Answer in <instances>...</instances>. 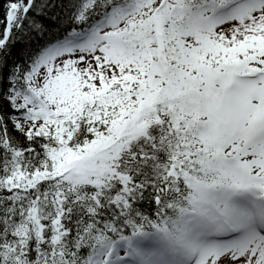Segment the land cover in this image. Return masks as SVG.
Returning <instances> with one entry per match:
<instances>
[{"label":"snow or ice","instance_id":"6c2138e0","mask_svg":"<svg viewBox=\"0 0 264 264\" xmlns=\"http://www.w3.org/2000/svg\"><path fill=\"white\" fill-rule=\"evenodd\" d=\"M0 264H264V0H0Z\"/></svg>","mask_w":264,"mask_h":264}]
</instances>
